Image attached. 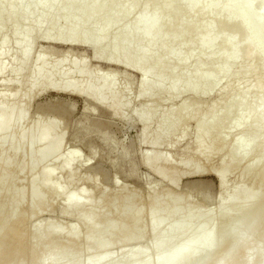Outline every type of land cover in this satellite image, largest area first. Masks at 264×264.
I'll use <instances>...</instances> for the list:
<instances>
[{
    "label": "rangeland",
    "instance_id": "374dc122",
    "mask_svg": "<svg viewBox=\"0 0 264 264\" xmlns=\"http://www.w3.org/2000/svg\"><path fill=\"white\" fill-rule=\"evenodd\" d=\"M30 2L32 3L33 0ZM148 8V10L151 9L149 5ZM146 10L145 3L141 4L140 8L135 9V17L143 14L153 16L155 13ZM46 21L49 24L52 22L51 19ZM209 23L210 20L207 18L202 20L198 33L188 38L172 34L169 31L170 34L167 31L164 32L167 37H177L174 39L175 44H171L174 47L170 46L166 52L170 49L168 51L169 56L184 59L187 56V50L178 48L180 44L199 50L197 41L204 33L203 28ZM6 27L10 33L6 29L0 31V43L5 39V36L8 37L9 41L4 56L0 57V65L4 64L7 68L0 74V116L7 120L6 109L11 106L15 111L20 112L21 118H14L15 122L14 120L13 122L17 124L15 130L8 133L3 132L0 135V224L4 226L5 221L6 225L9 224L7 219L11 217L9 215L12 210H10L12 208L10 205L15 204L16 201L18 203L19 200L22 204L18 209V221H16L18 224H15L16 222L14 223L15 226L12 224L9 231H12L13 226L16 229L19 223H23V220H27V222L24 223L22 235L17 232L19 230L15 232L17 236L19 233L20 238L23 239L24 242L21 241L23 246L20 242L18 243V239L16 241L15 230L9 235H4V238L7 236L5 245H8L7 239L10 238L9 246L12 244L14 248L11 246L10 249L7 246L11 250V254L7 253L9 250L6 248V254L2 256L7 255L9 258L10 255L11 258L9 260L7 256L3 258L0 255V264H28L35 255L37 259L38 255L46 254L48 248L44 246L43 249L41 245H47V247L54 245L56 247L63 241L61 238H55L52 239L53 244L52 240H47L44 244L39 242L41 233L39 231L35 233V226L41 221L44 225L54 223V220H57L55 224L60 221L58 224H61L59 225L62 228H59L61 234L62 232H69V227L76 224L82 244H84V239L86 241L91 238L90 242L93 241V245L95 243L101 245V243L107 242L109 248H112L110 250L115 252L113 248H116V251L122 249L120 241L125 236L128 237H126L128 241L131 238L136 239L140 236L143 228V230H147L145 227L149 229L150 225H153L152 223L155 224L162 220L169 209L175 208V215L167 220L166 226L164 225L162 232H160L161 234L157 232L159 236L154 237L156 234H149L145 236L142 243V238L139 241L137 238V242L134 241V244L133 239H131L132 244L129 241L128 246H126L127 242H124L126 238L123 240L129 249H126L128 252L130 247L131 251L134 249L133 247H137V249H139L138 247L140 249L147 247L148 249L155 238L157 240L161 235L163 238L161 240L167 241L165 243H168L171 250L179 245L180 239L181 241L183 239L181 236L179 239L171 241V235L178 234V230L180 227L182 228V220L186 215H189L187 219L185 218L188 220V226L187 221L183 222V225L189 229L183 234L184 238L195 236L194 228L199 225L205 228L207 223L211 219H215L219 213L235 209L243 196L251 191V188H255L254 181H252L254 177L246 175L241 167L231 169L229 172L231 175L228 173L227 177L222 179L224 171L229 169L233 163H237V157L229 155L227 149L233 140L244 136L239 130L227 131L226 129L225 132L228 133H222L225 137L222 145L213 140V137L212 139L210 136L198 137L195 132V122L193 123L190 118L188 122L187 119L183 120L185 123L178 120L175 121L177 124L174 122L175 124L172 125L173 122L171 124L166 122L163 115L167 114V109L171 105L167 95L163 94L169 90H179L182 95L181 98L177 99L178 101L173 103V107H177L179 101L184 98H190L187 91L201 92L203 98L197 99L196 103L197 106L199 104L200 106L198 108L194 106V110L191 107L189 113H196L198 110L196 115L206 117L208 109L214 104H217V108L220 109L224 100L233 92L245 90L254 82L257 84L261 73H256L254 78L251 77L254 74L246 77L243 73L241 76L228 73L231 70L235 73L241 69L246 63L245 59L226 57L229 65L228 72L216 74L219 76L216 86L211 89H208L211 86L207 85V87H198L190 80L195 73L200 72V75L205 78L216 76L214 64L219 62L217 61L218 55L223 53V50L221 47H215L204 58L207 65L203 68V72L200 70V63L195 64L193 61L191 65L186 66V69L184 68L185 70L181 71L180 74L183 76L174 75L175 72H171L172 75L170 76L166 74L170 71V69L168 70L170 65H167V69L164 68L161 73L155 72L159 74L158 78L149 79L146 83V87L149 88H145L140 85V73L144 71H148L149 74L154 73V62L147 63L137 69H124L121 65L114 64L116 65L114 66L107 64L106 61L97 60L94 53L92 54L89 48L81 46V44L67 46L61 43L49 44L42 40H36L29 48V59L21 68H17L21 61L19 55L21 49L15 39L21 38L23 31L19 28L12 34L11 26ZM133 27L141 31L144 25L137 22ZM157 32L161 34L159 36H163L161 31ZM157 32L156 35L158 36ZM42 33L38 30L30 37L39 38ZM187 33L189 32L186 31L184 34ZM91 34L92 37L93 33L91 32ZM94 34L97 35L96 30ZM215 36L216 33L212 32L206 38L211 40ZM110 38L112 36L109 37V41ZM29 39L26 37V40ZM114 39L112 40L115 44ZM113 42L111 41L112 45L109 44V46L113 47ZM118 42L119 39L116 40V43ZM144 42L130 47V52L127 50V56L124 52L123 57H126L128 62L134 58L138 60L140 53L146 52ZM237 52V48H235L232 55ZM136 55L138 56L135 57ZM157 74L155 75L157 76ZM89 75L94 79V85L90 89H85L86 86H83L85 90L81 93L63 89L65 84H74L80 80H83L84 83ZM222 75L224 76L222 77ZM99 78H106L110 82L100 96L96 94L97 85H95V79ZM249 78L252 79L248 80ZM246 81H250L251 84ZM215 82L216 80L213 78L212 84ZM153 85L158 87V94L161 91L159 87L163 88L162 95L160 93L161 97L157 96L154 91L152 92L150 87ZM113 99H115L116 105L113 103ZM150 105H154V108L157 107V109L154 110L151 107V110ZM144 120L146 122H143ZM48 122L51 123L50 132L44 137L38 138L37 132L40 127L48 124ZM23 134L25 135L24 141L15 148L14 143ZM5 138H9L10 141L2 142ZM57 138H60L57 154L41 157L43 151L54 148ZM68 151L74 153L70 158L66 156ZM5 160L8 162L5 163ZM46 171L52 172V174L47 186H43L41 179L43 172ZM225 198L227 200L224 201ZM78 199L84 206L65 212L67 214L62 212L65 214L62 216L59 204L65 200ZM176 203L177 206L175 207ZM155 207H157V212L150 216V211ZM86 214H90L96 224L99 222V227L101 226L100 222L104 227L105 225H117L116 227L120 228V232L110 236L106 234L107 232L102 231L105 230L102 227V230L99 228L101 231L99 230L97 233L89 232L86 224L84 226L76 221L83 215L85 217ZM21 219L22 222L19 221ZM135 219H137L138 226L136 228L134 226L132 231H126L125 225L127 226L129 223L130 226V220ZM31 226L35 232L29 230L32 229ZM129 226L127 230L131 229L132 224L130 229ZM36 234L38 241L35 238ZM34 238L35 241H33ZM29 241L33 243V246ZM78 244L81 245L79 242ZM153 244L155 243L153 242ZM74 245L71 243L70 249L64 252V255L67 256L63 255L64 260L72 257L73 251L77 250V253L80 254L82 247L83 253H81L84 256L82 260H88L85 257L95 256L97 252L96 246L86 245L85 247L89 246L90 248L88 250V247L85 249L83 245L78 250L79 246ZM165 249L166 245L165 248L161 249L162 251L159 250L163 254L156 255L154 254L156 251H154V253L150 252L149 255L147 252L138 259L142 262L149 258V255V259L155 262L158 256L164 255ZM55 250L57 252V249ZM128 254L130 256L129 252ZM14 256L15 258L19 256V260L17 261V258L11 262ZM115 256H117L116 252Z\"/></svg>",
    "mask_w": 264,
    "mask_h": 264
},
{
    "label": "bare ground",
    "instance_id": "6f19581e",
    "mask_svg": "<svg viewBox=\"0 0 264 264\" xmlns=\"http://www.w3.org/2000/svg\"><path fill=\"white\" fill-rule=\"evenodd\" d=\"M30 1L32 0H0V31L4 29L8 31V27H6L8 25L11 26L12 34H14V31H18L19 28H21L20 30L23 31V36L19 39H15L16 43L21 49L19 50L21 61L19 65H17V68H21L26 60L29 59V48L32 47L34 42H36V40H42L49 44L61 43L67 46H75L77 44H81V46H86V48H89V50L92 51V54L94 53L95 56H93L97 60L99 59L104 62L106 61L107 64H118L119 66H123L124 69H137L141 68L147 63L154 62V73L152 72L149 74L148 71L140 73V85L145 88H149L146 87V83L149 81V79L152 80L158 78L159 74L157 73H161L162 71H164V68L167 69V65H170V68L168 67V70L170 69V73L166 72V74L170 76L173 72H175L174 75L180 74L181 71L184 68L186 69L189 64L191 65L193 61L195 64H197V62L200 63L199 67L203 72V68L207 65L204 58L215 47H221V49L223 50V53L221 52L218 55L217 61L219 62L214 64L215 75L218 73L225 74L228 72L229 65L226 57H230L240 60L243 58L246 60V63L235 73L233 70L228 73H231L233 75L236 74L238 76H241V74L243 73L246 75V77L254 74L253 76H251L253 78L254 76L256 77V73H261V77L257 76L259 77L258 83L255 80L256 78L254 79L257 84H255V82L253 81V86L251 85L249 87H246V89L242 91L238 90L236 92H233L226 100H224V103L222 104V107L220 109L217 108V104L211 106L207 111L208 114L205 111V113L207 114L206 117L196 115L198 110L196 111V113H189L191 107L194 110V106H196V108L200 106V104L197 106L196 103L197 99L200 100V97L203 98V96H201V92L187 91L190 96L187 95V93L186 95L190 98L186 97V99H181L182 101H179L177 107H173V103L176 102V100L180 96H182L181 92L179 90H169L165 93L163 92L164 95H167L168 101L171 104L167 109V114H163L164 119L166 118L165 121L169 124L173 122V125L176 123L175 121L179 120L180 122L185 119H187L188 122L191 119L193 123L195 122L194 127L198 137L210 136L211 139L213 137V140H216L217 143L220 142L222 145L224 144L223 138H225L222 133H228L225 132L226 129L227 131L233 129L239 130L242 135H244L240 136V139L238 138L236 140H233L229 148L227 149L229 155H234L237 157V163H233V167L231 166L229 169L224 171L222 179L227 177L231 169L241 167L243 168L244 173L246 172V175H252L254 177L252 181H254L253 184L255 185V188H251V191L243 196L235 209L229 212L219 213L215 219H211L207 223L205 228L202 225H199L197 227L195 226L196 228L193 229V231L196 232L195 236L188 238L183 237V234H185V232L189 229L187 227L188 220H186L189 215H186V217H184V220H182V228L180 227V230H178V234L171 235V241H174V239H179L181 236V238H183L182 241L180 239L179 245L174 249L170 250V248L168 247V243H165L167 241H162L161 239L163 238L160 235V237H158L159 240L158 238L157 240L155 238V241H153L155 244H153L152 242V245L149 246L148 249L147 247H145L146 251L143 247L142 249H140V247H138L139 249H137V247H133L134 249H132L131 251L130 247V251H128L130 253V256L127 252V250L129 249H127L126 247L128 246V242L133 239L134 244V241L137 242V238L138 241L142 238V243V240L145 238V236L149 234H156L154 237H156L157 235L159 236L167 220L175 215V208L169 209L168 212H166L167 214H165L166 216H164L165 219L163 218L155 224L152 223L153 225H150L149 229L148 227H145L147 228V230H143L144 228H141L142 231L139 234L140 238H131L128 241V237L125 236V238L127 237L126 240L124 238L120 241V245L122 248L120 249L121 251H116V248H113L117 253V256H115L114 251H111L112 248H109V244H107V242H104V244L101 243V245L98 243H95V245H93L94 242H90L91 238H89V240L87 239L86 241L84 239V244H82L83 242H80L81 237L76 229V224H74L75 227H73L74 225L69 227V232L66 231V233L64 232L65 235H62L64 233L62 232L61 234L60 230L62 228L61 226L59 227V225L61 224H58L60 223V221L55 224L57 220H54V223H45L46 225H44L41 221L40 223L38 222L36 224L37 229L34 225L36 232L35 230H33L34 228L32 226V229H29L30 231L33 230L35 233H37L38 231L41 233V236H39V242L44 244L47 240L51 241L55 238H61L63 239V241L60 243L58 242L59 244L56 247L52 245L53 240L51 241V245L53 247H47V245L42 246L40 243L39 246L41 245L42 248L44 246L48 248L47 250L45 248L46 254H42L43 258L42 255H38L37 259L35 255V257L30 259L31 261H27L28 264H166L170 262V260H172L173 256L178 251L194 243L203 242L209 237H211L210 249L203 248L200 250L201 252L199 254L193 257H188L180 264H264V0H36V2L35 0H33L32 3ZM144 3L147 6L146 11L155 13H153V16L143 14L136 18L134 15L135 9L140 8L141 4L143 5ZM148 5L151 8L150 10H148ZM214 13L216 14L214 15ZM206 18L210 20V23L203 28L204 33L197 41L199 50H197L198 48L194 50L193 47H186V45L180 44L178 48L187 50V56L184 59H176L172 55L169 56L168 51L170 49L167 52L166 50L170 46L174 47L171 44H175L174 39L177 37H167V34H164V32L169 31L172 34L174 33L176 35H181L185 38H188L198 33L202 20H206ZM50 19L52 20L51 24L46 21ZM137 22L143 23V30L140 31L138 30V28L136 29L135 27H133ZM69 29L70 31H68ZM38 30L43 32L39 38H35L33 36L30 37V35ZM95 30L97 35L94 34ZM123 30L125 31L123 32ZM157 31H161L163 36H159L161 34ZM186 31H188L189 33L184 34ZM8 32L10 33V31ZM91 32L93 33L92 37ZM156 32L158 36L156 35ZM212 32L216 33V36L211 40L207 39L206 37H209ZM110 36H112V38H110L109 41ZM26 37H29L30 39L26 40ZM112 39L115 40V44ZM117 39H119L118 43H116ZM111 41L113 42V47H111ZM142 41H145L144 46L146 48V52L140 53V56L136 55L135 57L138 56V60L134 58L131 62H128L127 58H124L123 55L126 53L125 55L127 56V50H129L130 52V47H134L135 45L140 44ZM8 42V37L5 36V39L0 43V57H2V55L4 56L5 48ZM109 44L111 45L109 46ZM235 48H237L238 52L232 55ZM128 54L130 55L131 53ZM222 61H224V64H222ZM6 69L7 68L4 66V64H1L0 74L6 71ZM155 74H157V76ZM180 75L183 76L182 74ZM223 76L224 75H222V77ZM87 77L88 78L84 80V83L82 82L83 80H80L79 82H75L74 84H65L63 86V89L71 90L76 93H81V91L87 88L90 89L92 85H94V79L91 75ZM218 77L219 76L216 75L212 78H205L202 77L199 72L192 75L190 80L193 81V83H195L198 87H204L207 85L211 86L210 88L208 87V89H211L216 86L217 80L219 79ZM213 78L214 80H216L214 84H212ZM251 79L252 78H249L248 80ZM95 81V85H97L96 94L100 96L105 88L109 86L110 82L106 78H99L97 80L95 79ZM83 86H86L85 89H83ZM150 89L152 90V92L154 91L155 93H157V96L159 95L161 97V91H163V88L161 89V87H159V89L161 90L159 91V94L158 87L153 85L150 87ZM203 94L205 95V93ZM199 100L198 102H200ZM113 103H115V99H113ZM153 104L157 106V104ZM154 105H150L151 110L152 108L154 110L157 109V107L154 108ZM6 114L8 118L7 120H4L3 117L0 116V135L3 132L8 133L12 130H15L17 128V124L14 123V118H21L20 112L15 111V109L11 106L6 109ZM143 122L146 121L144 120ZM182 123H185V121H183ZM50 124L51 123L48 122V124L40 127L39 131L37 132L38 138H42L50 132ZM24 139L25 135L23 134L20 136L19 140L14 143V147L17 148L24 141ZM8 140L10 141L9 138H5L4 140H2V142H7ZM59 147L60 138H57L54 148L52 150L43 151V153H41V157H47L51 155L53 156L57 154V152L59 151ZM220 150L222 151L221 148ZM73 155L74 153L71 151H68L66 153V156H68V158L72 157ZM4 162L6 163L8 162V160H5ZM51 174L52 172L49 171L43 172L41 179L42 184H40L43 186H47ZM225 200H227V198H225L224 201ZM21 204L22 203L19 200L18 203L16 201L15 204L10 205V207H12L10 208V210H12L11 214L9 212V215L11 217L7 219V223L9 224L6 225V221L4 223V226L0 224L2 226L0 228V255L3 258L7 256H2L6 254V248L9 250V252L7 251V253L11 254L10 249L12 246L11 243V245L9 246L10 238L7 239L8 245H5V238H7V236L4 238V235L13 233V230H15L14 233L16 232V230H19L17 232H20L22 235L24 223L27 222V220H23V223H19L16 229H14L15 224H18V222L16 221H18V209L20 208ZM82 204L83 203H81L79 199L63 201L59 204L61 215L63 216L65 212L74 210L79 206H84V204ZM40 206L42 205L40 204ZM176 206L177 203L175 204V207ZM156 209L157 207L153 208L150 211L149 215L151 214L150 216H153L157 212ZM62 212L64 213L62 214ZM19 221L22 222V219ZM76 221L80 224H83L84 226L86 224L89 232L91 233L99 232L101 227L105 228V230H101L105 231V233L107 232L106 234L110 236L111 234L115 235L117 232H120V228L116 227L117 225H105L104 227V225H102V223L100 222L101 226L99 227V222L97 223V225L96 221L91 218L90 214H86L85 217L83 215V217L78 218V220ZM130 221L132 227L131 224L129 226L128 223L127 226L125 225L126 231H132L134 230V226L135 228L138 226L137 219ZM186 221L187 226L183 225V222ZM12 224L14 225L13 229L12 231H9V227L12 228ZM128 226L129 229L131 227L130 230H127ZM157 232L159 234H157ZM15 235L16 241L18 239V243L20 242L21 246H23L22 242L24 241L22 238H20V234L18 233L19 237L17 236V233H15ZM35 238H37L38 241V235ZM35 238L33 239V241H35ZM123 240H125L124 242H127L126 246ZM16 241L14 240V242ZM78 242L81 243V245H79ZM130 242L132 244V241ZM29 243L31 242L29 241ZM71 243L73 245L76 244L74 246L78 245V250L80 249V246L83 245L84 247L86 245L96 246L95 250L97 252L95 250L94 251L97 254L95 253V256H91L90 258L85 257L88 258V260H82V258H84V256L82 255V247L80 250V254L79 252L77 253V250L75 251L76 254L73 251L72 253L74 254H71L73 256L68 258V260L66 258L65 261L63 259V257L65 256L64 252L70 249L71 246L69 247V245ZM32 244L33 243H31V246H33ZM165 245L166 249L168 250L165 249V251L167 252L163 250V256H158L155 262L149 259L150 252L154 253V251H156V253H154L156 255L159 253L163 254L162 252H159V250L162 251L161 249L165 248ZM7 246H9L10 249ZM129 246L131 245L129 244ZM87 247L89 250V246ZM87 247H85V249ZM55 249H57V252ZM169 251L170 253H168ZM32 252L34 251L32 250ZM111 252L112 254H110ZM119 252L121 253L119 254ZM147 252L149 253V258L145 259L142 262L139 261L138 258L141 255L147 254ZM9 258H11L10 255ZM9 258L7 256V259ZM17 258H15L14 256L11 262L13 261V259H17L18 261L19 256H17ZM8 262L9 261L7 260V263Z\"/></svg>",
    "mask_w": 264,
    "mask_h": 264
},
{
    "label": "water",
    "instance_id": "95a60500",
    "mask_svg": "<svg viewBox=\"0 0 264 264\" xmlns=\"http://www.w3.org/2000/svg\"><path fill=\"white\" fill-rule=\"evenodd\" d=\"M210 249L211 248V237L206 239L203 242L194 243L180 251H178L170 260V262L166 264H180L182 261L187 259L188 257H193L199 254L201 249Z\"/></svg>",
    "mask_w": 264,
    "mask_h": 264
}]
</instances>
